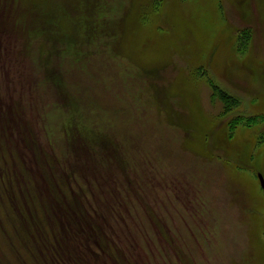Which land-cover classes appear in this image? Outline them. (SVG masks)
<instances>
[{
	"label": "rangeland",
	"instance_id": "rangeland-1",
	"mask_svg": "<svg viewBox=\"0 0 264 264\" xmlns=\"http://www.w3.org/2000/svg\"><path fill=\"white\" fill-rule=\"evenodd\" d=\"M259 173L264 0H0V264H264Z\"/></svg>",
	"mask_w": 264,
	"mask_h": 264
},
{
	"label": "water",
	"instance_id": "water-1",
	"mask_svg": "<svg viewBox=\"0 0 264 264\" xmlns=\"http://www.w3.org/2000/svg\"><path fill=\"white\" fill-rule=\"evenodd\" d=\"M258 177H259V180H260V183H261V186L262 188L264 189V176L262 173H259L258 174Z\"/></svg>",
	"mask_w": 264,
	"mask_h": 264
},
{
	"label": "trees",
	"instance_id": "trees-1",
	"mask_svg": "<svg viewBox=\"0 0 264 264\" xmlns=\"http://www.w3.org/2000/svg\"><path fill=\"white\" fill-rule=\"evenodd\" d=\"M93 228V227H92ZM74 229V228H73ZM89 236H92L91 234H89Z\"/></svg>",
	"mask_w": 264,
	"mask_h": 264
}]
</instances>
